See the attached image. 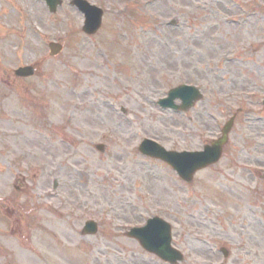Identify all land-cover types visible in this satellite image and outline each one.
I'll return each mask as SVG.
<instances>
[{"label": "rangeland", "instance_id": "rangeland-1", "mask_svg": "<svg viewBox=\"0 0 264 264\" xmlns=\"http://www.w3.org/2000/svg\"><path fill=\"white\" fill-rule=\"evenodd\" d=\"M71 1L0 0V264H167L126 236L153 217L178 264H264V0H87L105 11L92 37ZM181 85L203 100L162 110ZM234 116L191 184L140 151H203Z\"/></svg>", "mask_w": 264, "mask_h": 264}, {"label": "water", "instance_id": "water-1", "mask_svg": "<svg viewBox=\"0 0 264 264\" xmlns=\"http://www.w3.org/2000/svg\"><path fill=\"white\" fill-rule=\"evenodd\" d=\"M51 12H55L57 7L61 4V0H46ZM81 11L86 13L87 21L85 31L93 34L100 27L101 15L92 12L91 8L82 0H73L72 2ZM21 76H29L33 74L31 68H24L17 72ZM177 98L183 100L182 106H176L174 101ZM201 96L198 91L192 90L189 87L181 86L172 90L169 93V98L160 101L164 107H172L181 110H189L194 103L200 99ZM233 121H231L223 133L224 136L212 146H207L204 152L201 153H162L150 148L151 144L145 142L141 145V151L149 156L160 157L164 161L171 164L179 173V175L186 181H191L193 174L204 167H207L217 162L222 154L223 145L227 142L228 134L231 130ZM154 146V145H152ZM158 148L157 146H154ZM85 234H96L97 225L94 222H89L84 230ZM129 236L140 241L141 245L149 252L158 255L161 259L177 264L183 260V256L171 248V230L170 227L162 220L155 218L148 222V225L142 229H133Z\"/></svg>", "mask_w": 264, "mask_h": 264}]
</instances>
